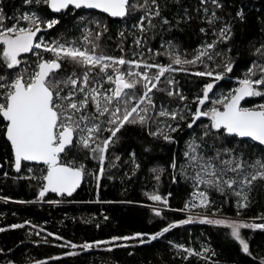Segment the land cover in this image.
I'll return each mask as SVG.
<instances>
[{
    "label": "snow or ice",
    "instance_id": "snow-or-ice-1",
    "mask_svg": "<svg viewBox=\"0 0 264 264\" xmlns=\"http://www.w3.org/2000/svg\"><path fill=\"white\" fill-rule=\"evenodd\" d=\"M248 9L250 0H0V152L5 153L0 169L10 167L17 174L12 179L29 181L38 197L16 203L60 204L62 200L46 199L48 194L66 200L86 182L95 184L99 197L102 180L114 179L112 169L126 167L124 178L131 180L154 156L157 142L176 145L184 132L189 138L182 154H172L166 167L148 171L157 185L168 172L172 183L179 177L205 186L180 209L170 207L171 192L167 197L158 188L145 192L153 202L146 206L164 222L159 230L79 245L65 240L57 245L71 249L64 255L101 245L106 251L129 250L163 239L173 259L196 257L203 264H220L212 259L217 253L208 244L198 250L167 240L173 229L199 223L224 229L238 253L251 257L252 264H264V239L256 242L259 252L252 248L255 234L264 236V212L244 218L254 203L264 201V103H242L253 97L264 100V8L259 15L262 38L248 42L251 60L236 43L237 26L247 25ZM192 25L204 39L189 53L174 41L176 32ZM113 27L115 47L109 51L104 38L112 39ZM60 28L64 32L49 38ZM240 38H245L243 31ZM153 41L159 44L156 51ZM160 56L168 62L161 63L156 59ZM240 61L248 66L236 86L216 93ZM176 72L198 78L191 102L172 75ZM125 145L124 155L118 154V147ZM91 162L94 167H89ZM3 177L9 178V172ZM209 190L234 199V217L221 215L219 207L210 211L214 202ZM164 209L183 212L185 218L168 221ZM26 224L30 222L10 228ZM52 236L47 232L43 242Z\"/></svg>",
    "mask_w": 264,
    "mask_h": 264
},
{
    "label": "trees",
    "instance_id": "trees-1",
    "mask_svg": "<svg viewBox=\"0 0 264 264\" xmlns=\"http://www.w3.org/2000/svg\"><path fill=\"white\" fill-rule=\"evenodd\" d=\"M264 8V0H250V9H248L247 25L237 26L236 43L239 45L240 51H243L248 60L253 59L249 53V44L251 41L256 43L261 40V26L259 24L260 9ZM11 14V12H9ZM111 23V21H109ZM115 31L112 29V39L104 38V46L109 50L115 47ZM245 33V38L241 41L240 32ZM63 28L59 31L52 30L49 38H57ZM67 35V33H65ZM177 39L174 41L182 50L191 53L192 50L199 46L204 37L198 33L195 25L185 27L182 32L175 33ZM68 38H71L69 36ZM154 51L159 49L156 41L152 42ZM130 44V41H129ZM258 46V44H257ZM115 54L119 55L118 52ZM236 55V51H233ZM161 63H167V57H157ZM248 66V61H240L236 64L234 72L229 74L230 80L221 81L219 86L214 90L216 93L220 91H228L231 87L236 86V79L242 75ZM184 94L189 97V102L196 92L195 81L198 79L186 72H176L172 74ZM177 102L173 101L175 105ZM264 103L259 97H253L247 102L246 106ZM205 122H207L205 120ZM191 131V130H188ZM188 132L180 135L179 143L172 146H166L163 142H157L159 146L156 148L154 156L148 157L142 165V169L135 176L128 180L124 178V173L128 171L126 167L120 169H112L114 179H103L101 188L99 189V197L96 195L95 184L93 182L83 183L81 188L73 194V197L64 198L54 194H49L46 199L62 200L60 204H49L47 202L39 203H16L15 201H36L37 189L30 185L27 180H13L12 177L17 175L14 171L5 165L4 169H0V197L9 198L7 202L0 199V227L5 228V232H0V248L4 249V253L0 254V264H6V261L13 260L15 264H27L29 260L45 261L46 264H203V261L191 257L189 261L180 260L179 257L173 259L174 252L166 248V240L152 242L150 245H142L134 249H113L106 251L107 246L101 245L99 248H93L88 252H81L76 256H66L65 249L57 247V245L66 241H71L77 245L85 241L91 242L97 239H109L113 235H127L135 231L153 232L159 230L164 223L159 217H155L146 205H152L153 202L148 201L145 192H151L154 188L163 196H168L169 204L172 209H180L184 203L192 198V194L198 190H205L204 185L195 186L193 181L184 180L178 177L177 183H172L168 172L162 176L161 181L157 185L152 179L149 168L160 165L167 166V162L172 154H182L184 150V141L187 140ZM3 143L0 138V144ZM118 147V154L124 155V148ZM5 153L0 152V161L3 160ZM126 158V156H125ZM180 162L183 163V157L180 155ZM95 162H91L89 167H94ZM9 172V178L3 177V172ZM34 183V182H33ZM211 200L214 202L210 211H215L217 207L221 208V214L226 216H235L236 208L234 199L226 200L214 190H209ZM111 201L112 203H96V200ZM259 199V197H257ZM120 201H131L132 203H120ZM264 212V201L254 203L248 211L245 212L244 218H250ZM164 215L168 221L185 218V213L179 211H170L164 209ZM104 216L108 219L104 220ZM25 221L30 222L24 228L11 229L12 224H23ZM99 223L100 227H96ZM31 225L37 227L33 229ZM44 229V231H40ZM224 229L216 228L209 225L193 223L173 229L167 234V240L175 243L184 244L187 247L200 249L201 244H208L215 249L217 255L212 257L214 260L220 261V264H233L237 259L242 264H252V258H245L243 254L238 253V245L224 235ZM246 234L251 235L248 230H244ZM40 232V235H35ZM47 232L54 233V236L48 237V243L43 242V238L47 236ZM63 237V240H56L55 236ZM264 239L259 232L255 234L252 248L254 254L259 252L256 242ZM11 249L12 251H9ZM128 251L135 254L128 255ZM60 257L59 260H53L51 257Z\"/></svg>",
    "mask_w": 264,
    "mask_h": 264
},
{
    "label": "water",
    "instance_id": "water-1",
    "mask_svg": "<svg viewBox=\"0 0 264 264\" xmlns=\"http://www.w3.org/2000/svg\"><path fill=\"white\" fill-rule=\"evenodd\" d=\"M251 98H246V101L245 102H247L248 100H250ZM245 102H242V103H244L245 104ZM49 194H53V193H49ZM48 194V195H49ZM54 195H56V194H54ZM59 197V196H58Z\"/></svg>",
    "mask_w": 264,
    "mask_h": 264
},
{
    "label": "rangeland",
    "instance_id": "rangeland-1",
    "mask_svg": "<svg viewBox=\"0 0 264 264\" xmlns=\"http://www.w3.org/2000/svg\"><path fill=\"white\" fill-rule=\"evenodd\" d=\"M78 34V33H77ZM210 96L212 97V98H215L214 96H212V94H210ZM260 104V103H259ZM246 106V105H245ZM168 210V209H167ZM222 215V214H221ZM226 216V215H225ZM228 217H234V216H228Z\"/></svg>",
    "mask_w": 264,
    "mask_h": 264
}]
</instances>
